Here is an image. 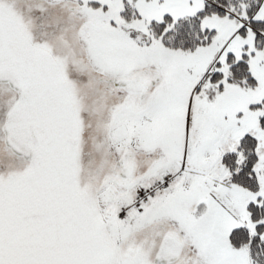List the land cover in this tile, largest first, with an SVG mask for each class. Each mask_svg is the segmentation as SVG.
Masks as SVG:
<instances>
[{
  "label": "snow or ice",
  "instance_id": "snow-or-ice-1",
  "mask_svg": "<svg viewBox=\"0 0 264 264\" xmlns=\"http://www.w3.org/2000/svg\"><path fill=\"white\" fill-rule=\"evenodd\" d=\"M0 264H264V0H0Z\"/></svg>",
  "mask_w": 264,
  "mask_h": 264
}]
</instances>
